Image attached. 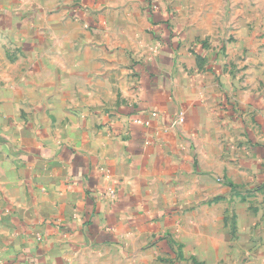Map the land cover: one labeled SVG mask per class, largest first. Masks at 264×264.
Here are the masks:
<instances>
[{
    "label": "crops",
    "instance_id": "crops-1",
    "mask_svg": "<svg viewBox=\"0 0 264 264\" xmlns=\"http://www.w3.org/2000/svg\"><path fill=\"white\" fill-rule=\"evenodd\" d=\"M129 7L0 0V149L38 191L0 210V264H264V20L230 18L225 58L146 9L159 42L133 95L87 104Z\"/></svg>",
    "mask_w": 264,
    "mask_h": 264
},
{
    "label": "rangeland",
    "instance_id": "rangeland-1",
    "mask_svg": "<svg viewBox=\"0 0 264 264\" xmlns=\"http://www.w3.org/2000/svg\"><path fill=\"white\" fill-rule=\"evenodd\" d=\"M129 2L128 23L121 21L122 16L118 19L112 18L113 29L116 31L113 37L114 52L98 53V84L83 86L82 97L87 104L95 103L104 109L110 107L115 109L126 103L133 95L136 89L134 65L152 58L157 52L159 42V39L153 36V28L144 25L146 9H149V13L162 12L170 15L169 19L172 20L169 27L173 30L178 29L177 31L180 29L179 32L184 33L183 38L179 34L180 40L182 39L184 46L188 44V49L194 46L208 50L219 48V52L225 58L228 55L226 46H230L233 40L232 35L227 36L228 31L223 33L230 18L241 15L264 20V0H129ZM106 13L107 10L99 15ZM114 14L115 11L112 12V16ZM105 17L104 20L107 19ZM108 19L107 22L97 21L94 28H106ZM108 26L111 28L110 24ZM212 29L217 30V36H193L194 32L197 34L203 31L212 32ZM28 170L29 168L21 166L0 149L1 211L7 210L11 213L14 208H26L35 200L37 202L38 191L35 189L36 185L32 183L33 179L29 178ZM39 191L43 192L41 189ZM13 233L16 231L11 229L9 220L0 212V235L4 234L11 238Z\"/></svg>",
    "mask_w": 264,
    "mask_h": 264
},
{
    "label": "built area",
    "instance_id": "built-area-1",
    "mask_svg": "<svg viewBox=\"0 0 264 264\" xmlns=\"http://www.w3.org/2000/svg\"><path fill=\"white\" fill-rule=\"evenodd\" d=\"M181 121V118L178 120V122H180Z\"/></svg>",
    "mask_w": 264,
    "mask_h": 264
}]
</instances>
